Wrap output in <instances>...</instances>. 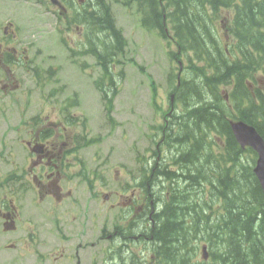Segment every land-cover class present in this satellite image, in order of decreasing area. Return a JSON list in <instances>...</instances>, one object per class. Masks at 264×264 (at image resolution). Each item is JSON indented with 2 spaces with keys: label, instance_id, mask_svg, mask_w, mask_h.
Instances as JSON below:
<instances>
[{
  "label": "trees",
  "instance_id": "16d2710c",
  "mask_svg": "<svg viewBox=\"0 0 264 264\" xmlns=\"http://www.w3.org/2000/svg\"><path fill=\"white\" fill-rule=\"evenodd\" d=\"M61 1L67 5L63 17L67 28H84V42L79 43L77 54L93 56L103 72L96 86L103 88L105 80L113 86L110 68L123 52L126 39L115 24L111 0ZM114 1L126 9L134 7L141 16V27L150 33L158 32L165 38V26L171 27L176 47L170 50L166 45V56L171 61L183 60L186 68L181 88L174 93L179 102L191 106L176 127H171L175 133L171 130L167 140H181L172 144L179 149L173 152V159L182 151L178 160L190 159L191 163L182 166L183 174L176 178L180 183L185 175L192 176L195 199L189 197V190L173 189L162 200L168 188L164 182L171 172L164 169L157 174L147 169L154 195L160 194L155 206H162L152 216L154 225L147 236L153 241L154 263L264 264V196L248 156L240 155L227 119H243L264 137V98L260 93L254 98L245 85L256 72H264V0L257 5L255 0ZM212 6L216 12L223 8L234 13L227 26L229 55L212 24L216 15H206ZM222 85L231 86L232 107L219 97ZM182 88L190 98L180 92ZM116 93V87L110 95L102 92L109 110ZM189 125H193V131ZM218 127L227 131L222 130L226 144L222 155H215L208 139V132ZM208 203L210 207H204ZM202 243L207 247L206 262L198 256Z\"/></svg>",
  "mask_w": 264,
  "mask_h": 264
},
{
  "label": "rangeland",
  "instance_id": "374dc122",
  "mask_svg": "<svg viewBox=\"0 0 264 264\" xmlns=\"http://www.w3.org/2000/svg\"><path fill=\"white\" fill-rule=\"evenodd\" d=\"M111 7L116 25L122 29L127 39V47L123 48V52L115 58L118 61L110 68L109 75L114 78V85H110L107 80L103 84L102 91L105 92L111 93L117 88L113 111L108 119L104 116L102 95L95 90L96 83L100 82L103 75L102 70L96 67L92 57H78L72 53L83 41L84 28H75L72 25L71 29H67L63 16L60 20L57 8H52L46 0H0V43L16 48L18 53H21L23 48L27 49V62L24 67L21 60L18 61L20 64L10 63L6 67L0 65V87L7 85L5 90L0 89V201H3L8 210L13 199V205L19 215L14 231L13 228L4 229L0 219V264H31L28 258L29 249H33L28 238L30 230L38 233L39 246L46 248L45 253L51 252L53 248L56 257L61 254V238L49 223L54 217L51 216L48 203H36V193L31 186L23 193V199L17 198L18 190H13V181L4 179L14 170V159L9 155V152L18 147L14 129L19 119L32 116L29 115L28 104L35 112L47 114L49 111L40 110L39 103H52L55 100L79 103L77 112L89 115L88 128L96 134L94 142L88 143V151L99 156L97 168L103 173L101 182L104 185L99 187L105 190H113L117 185L116 178L122 179L123 174L124 177L130 172L133 175L138 174L141 163L139 158L142 160L145 156V148H152L151 152L156 150V141L160 139L159 133L165 123L161 115L170 105L169 95L173 86L167 83V75L171 68L177 74L179 66L177 63L171 65L159 39L140 27L138 19L141 16L135 13L134 8L125 9L114 0H111ZM222 14V17H226L225 13ZM9 23L12 25L7 29V36H4V27ZM219 30L223 32L221 27ZM12 32L16 39L12 37ZM164 43L175 50V46L167 40ZM33 67L44 71L42 79L47 74L52 76L40 87L41 91L32 77L34 73L30 72ZM256 79L254 88L246 85L248 91L251 93L252 90H259L264 98V72L260 71ZM17 83L19 89L12 91L11 87ZM33 87L34 93L30 94ZM56 88L63 94L48 100L50 89H53L51 92L55 94ZM230 89L231 86L219 87V97L225 101L224 95L229 94ZM181 91L190 98L186 88ZM170 155L171 152L168 151V156ZM146 156L151 158L148 152ZM184 165L187 166L188 163ZM14 189L16 190V186ZM86 194L84 191V195ZM159 196L160 194L156 199ZM91 205L90 202L87 203L88 208ZM91 211L101 230L102 226L110 221L112 212L103 206L101 200L99 205L90 209ZM95 224L97 223L94 222ZM152 242L148 246H151ZM108 246V240H100L96 253L87 254L89 260L81 261V264H92L93 256L96 257L97 264H141L140 260L133 263L129 253L119 254V258L113 255L109 259ZM200 249L198 256L202 258ZM51 258L40 261L39 264H54ZM137 258H140V254ZM62 261L57 264H62Z\"/></svg>",
  "mask_w": 264,
  "mask_h": 264
},
{
  "label": "flooded vegetation",
  "instance_id": "af4514ba",
  "mask_svg": "<svg viewBox=\"0 0 264 264\" xmlns=\"http://www.w3.org/2000/svg\"><path fill=\"white\" fill-rule=\"evenodd\" d=\"M258 2L259 0H255L256 5ZM25 52V48L18 53L16 48L0 43V65L6 67L10 63L20 64L18 61L21 60L24 67L27 62V56L23 55ZM6 87L7 85L0 89L5 90ZM34 90L35 87L30 94ZM59 90L56 88L55 94L50 92L47 99L58 96ZM62 94L63 92L60 95ZM29 105L27 108L32 116L19 119L14 129L18 147L9 152L14 159V170L10 174L16 186V190L14 187L13 190H18L17 198L23 199V193L31 186L36 193L35 202L48 203L51 216L54 217L49 223L62 242L58 257L53 248L51 252L45 253L46 248L39 246L38 233L30 230L28 238L33 249H29L28 258L31 264H39L49 257H52L54 264L61 260L62 264H81L86 259L89 260L87 254L96 253L100 240L109 241V259L113 255L119 258V254L129 253L133 263L140 260L141 264H148V221L152 219L154 203L148 182L147 157H142L137 175L130 172L125 177L123 174L122 179L116 178L117 185L113 190L100 188L99 186L104 185L101 182L103 173L97 168L99 156L89 152V146L84 145L85 140L93 141L96 134L88 128L89 115L77 112L79 103L57 100L39 103L40 110L49 111L47 114L35 112ZM177 114L179 113L174 112V104L167 107L166 116ZM104 116L108 117L106 113ZM158 145L159 143L156 149ZM84 191L87 192L86 195ZM12 200L8 210L3 201H0V219L4 228H13L14 231L19 215ZM100 200L112 212L110 221L101 230L97 218L90 212V209L99 205ZM88 202L92 204L89 208ZM35 218L36 215L33 219ZM94 222L97 224L94 225ZM138 254L140 258H137ZM91 261L92 264H97L96 257L93 256Z\"/></svg>",
  "mask_w": 264,
  "mask_h": 264
},
{
  "label": "water",
  "instance_id": "95a60500",
  "mask_svg": "<svg viewBox=\"0 0 264 264\" xmlns=\"http://www.w3.org/2000/svg\"><path fill=\"white\" fill-rule=\"evenodd\" d=\"M53 4H57L56 0H50ZM234 136L241 145H248L258 153V161L254 168V173L259 181L260 186L264 190V140L255 132V130L243 122L231 125ZM205 250V248H203ZM205 256V253H204Z\"/></svg>",
  "mask_w": 264,
  "mask_h": 264
}]
</instances>
